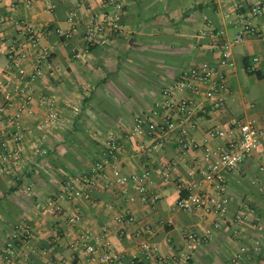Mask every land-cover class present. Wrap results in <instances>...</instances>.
I'll list each match as a JSON object with an SVG mask.
<instances>
[{
  "label": "crops",
  "instance_id": "obj_1",
  "mask_svg": "<svg viewBox=\"0 0 264 264\" xmlns=\"http://www.w3.org/2000/svg\"><path fill=\"white\" fill-rule=\"evenodd\" d=\"M46 1L0 2V71L9 64V47L21 40L16 19L34 26L37 46L51 54L44 78L20 84L12 78L11 100L1 90L7 78L0 77V143L6 145L0 148V264H83L70 242L85 229L96 237L104 234L117 251L143 264H264V140L227 174L230 205L222 217L180 209L176 183L179 178L184 193L197 191L199 169L207 165L203 146L223 143L208 136L210 128L229 129L234 118L264 117V14L251 12L264 0H124L121 28L108 32L105 42L91 46L80 59L73 57L72 48L85 47L86 8L101 11L99 0H80L83 19L77 20L79 29L71 40L55 29L75 21L70 10L77 0H48L56 4L53 10ZM239 32L244 39L232 46L224 106L215 108L206 96L181 91L171 97L178 102L187 96L196 104L188 128L200 146L181 150L173 137L161 150L144 152L143 137L134 131L136 118L162 121L168 114L164 84L183 68L216 62L223 40ZM30 61L28 56L22 62L27 71ZM27 95L32 100L20 111ZM50 106L63 122L41 128ZM18 125L25 137L17 141L13 133ZM112 138L118 148L108 155ZM104 158L106 166L96 170ZM163 163L172 167L170 180L162 177ZM143 170L150 171V188L160 195L154 207L140 199L135 187L133 176ZM100 174L106 175L102 183L87 181ZM118 176L128 177L124 185ZM208 191L217 194V183ZM52 195L57 197L55 211L47 208ZM248 209L251 219L238 226L236 215ZM76 212L84 219L73 223ZM119 213H130L132 222L118 223ZM185 228L200 234L211 228L214 235L189 250ZM144 241L156 243L159 251L144 252Z\"/></svg>",
  "mask_w": 264,
  "mask_h": 264
},
{
  "label": "built area",
  "instance_id": "obj_2",
  "mask_svg": "<svg viewBox=\"0 0 264 264\" xmlns=\"http://www.w3.org/2000/svg\"><path fill=\"white\" fill-rule=\"evenodd\" d=\"M46 3L50 10L56 7V4L53 2L47 0ZM99 3L100 8H102L101 11L91 10L90 6L86 8V10L90 11V17L86 21L85 47L83 49L78 47L72 48V55L76 59L82 58L90 50L91 46L105 42L108 32L116 31L122 26L120 18L125 8L124 0H99ZM11 7H15V2L11 3ZM80 10L78 8L71 11L70 19H74L75 21H73L70 27L66 29L57 27L55 29L62 38L71 40L78 31L79 26L77 22L83 19V14ZM251 12L254 14H264V2L260 1L254 4ZM2 21L3 19H0V23ZM14 23L17 25L21 40L18 44L15 41L16 43H13L9 47L7 53L10 60L9 64L4 70L0 71V77L3 75L7 78V83L1 84V90L8 100L12 98V88L8 86L12 78H18L19 84L25 81L34 82L44 78L45 65L51 57L48 48L37 46L39 35L34 26L20 19L14 20ZM245 29L254 31L252 25H246ZM243 39V32H239L233 39L225 38L216 62L204 61L183 68L171 83L164 84L162 87V93L165 98L163 106L167 109L168 114L162 121H157L148 115H140L135 121L134 131L143 137L140 146L144 152L153 153L154 151L161 150L173 137L178 140L181 150L196 149L200 146L198 142L190 139L188 128V121L196 112V104L187 96H183L178 102L173 101L171 97L175 92L181 91L195 96L204 95L215 108L224 106L226 94L229 92L226 68L233 65L232 46L235 43L242 42ZM28 56L31 58V63L30 70L27 71L22 62ZM257 60L258 58L255 57L254 61ZM248 69L252 72L255 67L251 65ZM31 100V96H25L19 110L27 109L28 102ZM43 101L49 102L45 97H43ZM62 122V116L54 110L53 106H50L44 118L41 119L40 126L41 128H47L50 124H60ZM207 134L211 138L223 139V143L217 144L215 147L209 144L203 146L207 165L199 169L200 177L198 178L199 185L197 191L183 193L180 179L176 180L179 188L177 206L188 212L204 211L207 214L214 212L222 217L226 214L230 205V198L227 192V174L234 170L261 145L264 140V117L234 118L230 121L229 129L212 127ZM13 136L17 141L24 139V131L19 125ZM2 146L5 147V143H0V148ZM108 148V155L114 154V151L118 148L113 138L108 143ZM19 157L18 153L15 154L16 160H19ZM106 163V158L98 161L95 167L96 170H103ZM260 170L264 172V161L260 166ZM172 171L170 164L163 163L162 177L164 180L172 178ZM100 175L98 177H91L87 181L91 184L102 183L103 179H106V175ZM149 176L150 171L143 170L141 173L133 176V179L135 180V187L140 195V199L153 207L160 195L152 186L150 188L153 181ZM127 180L128 177L126 176H118L117 178V181L123 185ZM253 182H256V180L254 179ZM215 183H217V194H212L208 189L214 186ZM84 197L89 198V194L84 192ZM56 199V195L47 198V208L49 210H56ZM250 212L248 209L236 215L235 222H237L238 226H244L251 219ZM83 219L84 216L80 212L74 213L71 217L73 223L81 222ZM115 219L120 224H127L132 222L133 216L130 213H119L115 216ZM24 232L29 235L30 229L26 227ZM183 233L186 247L189 250L201 241L211 240L214 235V231L211 228L206 229L203 234L194 229L185 228ZM70 247L79 252L80 258L84 261L83 264H143L141 260L129 258L122 252L117 251L104 234L99 237L94 236L90 229L76 232L70 242ZM141 247L146 253L159 251V246L150 241H144ZM188 257L186 256V258ZM163 264L169 263L163 262Z\"/></svg>",
  "mask_w": 264,
  "mask_h": 264
},
{
  "label": "trees",
  "instance_id": "obj_3",
  "mask_svg": "<svg viewBox=\"0 0 264 264\" xmlns=\"http://www.w3.org/2000/svg\"><path fill=\"white\" fill-rule=\"evenodd\" d=\"M80 2H81L80 0H77V4H72V5H71V10H70V11H72V10H76V9L80 8V5H78ZM183 193H184V192H183ZM153 207H154V206H153Z\"/></svg>",
  "mask_w": 264,
  "mask_h": 264
}]
</instances>
